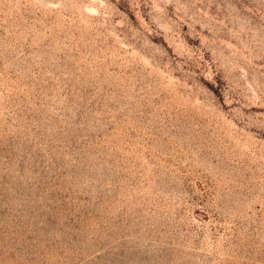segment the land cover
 <instances>
[{
    "label": "rangeland",
    "instance_id": "374dc122",
    "mask_svg": "<svg viewBox=\"0 0 264 264\" xmlns=\"http://www.w3.org/2000/svg\"><path fill=\"white\" fill-rule=\"evenodd\" d=\"M0 264H264V0H0Z\"/></svg>",
    "mask_w": 264,
    "mask_h": 264
}]
</instances>
